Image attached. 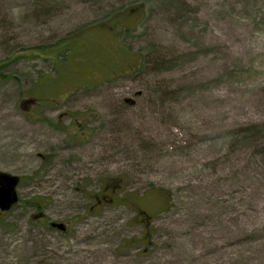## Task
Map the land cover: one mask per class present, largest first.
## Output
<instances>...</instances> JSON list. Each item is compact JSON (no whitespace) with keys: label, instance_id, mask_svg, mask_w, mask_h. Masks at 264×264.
<instances>
[{"label":"rangeland","instance_id":"1","mask_svg":"<svg viewBox=\"0 0 264 264\" xmlns=\"http://www.w3.org/2000/svg\"><path fill=\"white\" fill-rule=\"evenodd\" d=\"M0 172V264H264V0H0Z\"/></svg>","mask_w":264,"mask_h":264},{"label":"flooded vegetation","instance_id":"2","mask_svg":"<svg viewBox=\"0 0 264 264\" xmlns=\"http://www.w3.org/2000/svg\"><path fill=\"white\" fill-rule=\"evenodd\" d=\"M30 102L32 104L35 103V101H33V100H30L27 103H30ZM103 184H104V187L102 189L101 195L96 196L94 199H92V202H91L92 204L88 208L89 211H90L89 212L90 215L96 213V211L99 212L98 210H100L102 207H104V205H106L107 203H110V202L115 201V197L118 196V195H116V196L113 195V197L110 198V196H112L111 194L113 192L115 193V191H117V187L119 186L114 180L112 182H111V180H109L107 182H104ZM129 196H131V197H129V198L124 197V200L127 199V201H129V203L126 202L125 204L129 205L128 207H132V208H134V206L136 207L137 211L135 210L136 212H134V214H133V216H134L133 217V220H136L137 219L138 224L141 227H143V234L140 237V240H137V243L140 242V241L141 242L144 241L145 243H149V232H150L149 231L150 230V227H149V225H150L149 216L146 215L140 209V207L137 205V198L135 200L133 194L132 195H129ZM118 197H119V200H120L121 197L120 196H118ZM32 217L35 220H39L43 224L48 222L49 223L48 224L49 225V229L51 231H54V230H55V232H59L60 231V233H65V234L69 232V230H68L69 228H68L67 223H65L63 221L62 222L61 221L54 222V221H50V220H47L46 221L45 218H44L43 213H41L39 210ZM53 223H57V224L59 223V224H61V226L60 227L59 226L58 227L52 226ZM130 242H131V244H134V243H132V241H130Z\"/></svg>","mask_w":264,"mask_h":264},{"label":"water","instance_id":"3","mask_svg":"<svg viewBox=\"0 0 264 264\" xmlns=\"http://www.w3.org/2000/svg\"><path fill=\"white\" fill-rule=\"evenodd\" d=\"M18 182L17 177L0 173V211H8L18 201L15 188Z\"/></svg>","mask_w":264,"mask_h":264},{"label":"bare ground","instance_id":"4","mask_svg":"<svg viewBox=\"0 0 264 264\" xmlns=\"http://www.w3.org/2000/svg\"><path fill=\"white\" fill-rule=\"evenodd\" d=\"M99 249H102L101 247H99ZM102 251V250H101Z\"/></svg>","mask_w":264,"mask_h":264}]
</instances>
